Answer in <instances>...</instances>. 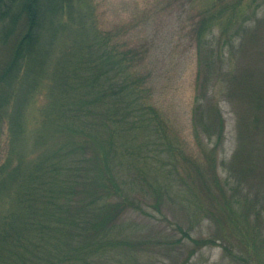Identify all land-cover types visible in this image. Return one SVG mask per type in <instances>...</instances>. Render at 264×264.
<instances>
[{"label":"trees","instance_id":"obj_1","mask_svg":"<svg viewBox=\"0 0 264 264\" xmlns=\"http://www.w3.org/2000/svg\"><path fill=\"white\" fill-rule=\"evenodd\" d=\"M250 1L253 14L245 13V0L202 7L195 30L208 73L215 53L208 36L219 28L221 46L232 55L264 0ZM86 5L0 0V148L5 130L8 143L0 161V264H142L140 241L119 221L131 209L153 216L141 197H153L156 206L164 199L181 204L191 226L199 217L218 222L216 236L191 238L194 250L185 262L197 249L218 244L241 264H264L259 194L246 192L237 201L227 195L228 186L254 187L249 167H232V185L219 180L213 153L205 151L208 170L186 155L151 102L149 75L137 67L140 53L100 31ZM234 71L231 92L251 105L255 130L264 96ZM200 103L196 135L220 137L221 114L212 120ZM252 127L242 138L254 146ZM243 161L255 164L251 149ZM214 192L219 204L205 205L201 197L214 199ZM234 239L244 254L234 251Z\"/></svg>","mask_w":264,"mask_h":264},{"label":"rangeland","instance_id":"obj_2","mask_svg":"<svg viewBox=\"0 0 264 264\" xmlns=\"http://www.w3.org/2000/svg\"><path fill=\"white\" fill-rule=\"evenodd\" d=\"M210 2L211 0H86V6L92 7V15L100 31L118 35V39L125 42L127 47L140 53L137 67L149 75L147 85L151 89V102L164 117L165 131L173 141L183 148L186 155L194 157L204 169H207L208 164L205 151L213 153L221 182L229 179L232 185L235 184L236 179L228 177L232 167L236 168L240 163L245 169L249 167L252 178L256 179L254 187L249 188L244 183L234 190L228 186L227 195L237 201L241 194L257 193L260 204H264V109L261 122L254 130L251 105L233 94L229 85L232 69L250 78V83L259 87V92L256 93L264 96V1L257 8L256 16L246 22L245 30L236 39L232 55L229 53V46H221L219 28H215L208 36L215 48L210 60L212 69L208 73L205 63H200L195 28L202 7ZM245 3V13L253 14L255 3L250 0H245ZM207 88L209 91L205 97L203 91ZM43 99L44 96L41 95L39 101L43 102ZM198 102H201V107L212 120L217 118V114H221L224 128L220 137L210 139L203 132L196 135L194 119ZM215 109L217 112L212 113ZM250 126L256 135L254 146L249 140L242 138V132L250 131ZM1 142L0 161L6 154L8 144L6 130ZM250 149L255 159V164L251 167L243 161ZM213 196L214 199L210 195H203L201 200L207 206L213 203L218 205V194L214 192ZM141 199L146 200L143 206L153 216L131 209L119 221L126 225L134 241H140L138 255L142 264H241L231 256L224 255L223 247L218 244L197 249L185 262L186 257L194 250L195 244L191 238L216 236L220 230L218 222L208 217H199V221L193 222L191 226V213L181 204L176 205L164 199L156 206L153 197ZM238 209L243 210V206L238 205ZM261 212L259 225L264 235V208ZM262 234L260 244L264 246ZM232 243L236 253L244 254L241 244L235 239Z\"/></svg>","mask_w":264,"mask_h":264}]
</instances>
